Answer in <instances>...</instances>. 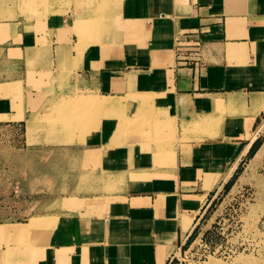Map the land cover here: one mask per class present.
Instances as JSON below:
<instances>
[{"label":"crops","instance_id":"crops-1","mask_svg":"<svg viewBox=\"0 0 264 264\" xmlns=\"http://www.w3.org/2000/svg\"><path fill=\"white\" fill-rule=\"evenodd\" d=\"M84 90L118 99L85 140L39 128L45 107ZM141 105L171 143L129 134ZM263 114L264 0H0V132L25 142L37 116L39 147L68 145L92 177L0 219V264H168ZM32 152L2 148L0 168Z\"/></svg>","mask_w":264,"mask_h":264},{"label":"rangeland","instance_id":"rangeland-1","mask_svg":"<svg viewBox=\"0 0 264 264\" xmlns=\"http://www.w3.org/2000/svg\"><path fill=\"white\" fill-rule=\"evenodd\" d=\"M66 96L58 104L43 109L39 128L51 125L61 129L68 137L65 141L69 142L77 135L79 140H85L95 130L100 119L108 115L105 106L109 105V101H118L114 97L85 90ZM92 99H99V105L93 106ZM90 111L98 113V116L93 118ZM151 111L146 105L139 106L138 115L126 120L129 134L144 146L154 145L156 141L171 143V132L163 133L161 139L156 138V134H160L164 127L161 119L157 121L156 115L150 114L153 113ZM85 112H88V116ZM261 118L264 119V114ZM38 120L37 116L28 120L25 142H22L21 133L11 137L4 131L0 132V151L2 148L19 150L27 147L34 151L29 157L25 155L20 159L13 154L3 156L0 168V219H18L40 211L37 202L45 197L84 192L86 187L83 186L82 179L92 178L91 175H86L88 172L84 174L78 168L75 149L68 145L48 149L39 147L40 143L49 140L30 136ZM206 123L207 118L196 124ZM257 131V135L256 131L250 134L249 141L255 134L254 140L246 149L247 144L243 147V155L238 163L234 161L227 166L230 169L237 163L229 179L218 191L212 193L213 198L208 202L201 218L186 241L169 257L168 264H264V120ZM190 132V127L181 125V141ZM253 143L254 149L249 153ZM37 221L32 218L29 224L14 226L31 224L34 227ZM25 231L27 230L18 235L24 237Z\"/></svg>","mask_w":264,"mask_h":264},{"label":"bare ground","instance_id":"bare-ground-1","mask_svg":"<svg viewBox=\"0 0 264 264\" xmlns=\"http://www.w3.org/2000/svg\"><path fill=\"white\" fill-rule=\"evenodd\" d=\"M254 135H255V134H254ZM254 135L252 136V138L250 139V141L247 143L245 149H246L247 147H249L251 141L254 140ZM235 165H236V164H235ZM235 165H233V166L230 168V170L228 169L229 171L224 175V179H225V180H227V179L230 177V175H231V173H232V171H233ZM36 223H37V222H35L34 226L36 225ZM19 227H21V230L19 231V233H22L24 230H28V229H29L28 227H33V226L30 224V225H27V226H21V225H20ZM22 227H23V228H22ZM190 229H191V228H190ZM19 233H18V234H19Z\"/></svg>","mask_w":264,"mask_h":264},{"label":"trees","instance_id":"trees-1","mask_svg":"<svg viewBox=\"0 0 264 264\" xmlns=\"http://www.w3.org/2000/svg\"><path fill=\"white\" fill-rule=\"evenodd\" d=\"M253 147H254V143L251 145L249 153H251L253 151V149H254Z\"/></svg>","mask_w":264,"mask_h":264},{"label":"built area","instance_id":"built-area-1","mask_svg":"<svg viewBox=\"0 0 264 264\" xmlns=\"http://www.w3.org/2000/svg\"><path fill=\"white\" fill-rule=\"evenodd\" d=\"M195 55L197 54V53H194Z\"/></svg>","mask_w":264,"mask_h":264}]
</instances>
